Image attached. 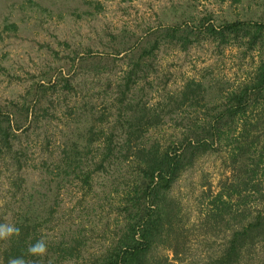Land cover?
<instances>
[{
	"label": "trees",
	"instance_id": "16d2710c",
	"mask_svg": "<svg viewBox=\"0 0 264 264\" xmlns=\"http://www.w3.org/2000/svg\"><path fill=\"white\" fill-rule=\"evenodd\" d=\"M190 14L175 15L174 22L183 24L161 22L158 35L153 30L134 44L128 45L130 38L119 44L112 40L115 49L109 55L123 53L119 73L94 59L89 49L79 57L67 55L66 72L50 78L42 73L17 98L0 101V164L12 196L0 212V223L20 229L19 235L0 239V264L13 257H23L28 264H177L188 248L183 238L186 221L183 206L170 193L200 155L220 151L228 154L230 174L220 179L203 210L199 229L208 237L202 240L207 251L186 264H264V20L216 23L212 14ZM203 42L220 49L234 45L242 59L256 55L253 75L228 91L218 79L190 77L176 92L168 90L159 106H152L149 95L161 88L155 68L161 47L187 50ZM95 98L106 105V113L88 106ZM198 108L205 109L201 116ZM57 110L68 118L64 128L57 125L61 134L46 132L40 138L38 130L53 122ZM176 110L185 113L187 124L176 123L180 130L162 141L152 132ZM51 135L60 138L55 149L50 148ZM39 139L37 157L30 164V141ZM30 167L42 174L37 183L28 184ZM54 170L58 183L76 178L90 193L100 178L103 192L117 196L115 202L100 205V241L91 242L83 222L61 227L57 234L50 228L58 193L46 189V178ZM220 232L223 243L211 241ZM38 239L47 243L43 257L28 253ZM160 250L172 251L173 258Z\"/></svg>",
	"mask_w": 264,
	"mask_h": 264
},
{
	"label": "rangeland",
	"instance_id": "374dc122",
	"mask_svg": "<svg viewBox=\"0 0 264 264\" xmlns=\"http://www.w3.org/2000/svg\"><path fill=\"white\" fill-rule=\"evenodd\" d=\"M181 13H191L195 18L212 14V21L216 23L223 19L263 21L264 0H0V101L17 98L42 73L50 78L55 77L60 70L66 72L70 67V63H67L70 58L65 60V57L75 54L79 57L89 49L94 59L107 62L115 68L113 70L115 74L119 73L121 61L118 59L123 53L119 56L114 55L115 57L109 55V52L115 49L112 47L114 46L112 40L119 44L121 39L130 38L128 44L130 45L149 36L153 30L156 31L155 35H158L161 22L183 24L184 20L174 22L175 15ZM186 21L191 23V19ZM125 30L129 31V34L124 36ZM239 50L234 45L220 49L206 42L188 47L187 50L161 47L155 60V68L160 74L157 81L160 82L161 88L149 95L150 104L154 107L159 106L168 90L176 92L184 80L190 77L203 79L204 82L210 78L217 82L218 79L222 86L226 87V91L241 84L253 75L259 59L256 55L254 57L248 55L242 59ZM113 58L118 66H115ZM154 76L155 74L152 78ZM91 105L95 106L98 113L108 111L100 99L95 98L92 104H88ZM181 111L176 110V113L166 116L167 119L161 129H156L152 133L163 141L164 138H168L169 133L179 131L176 123L182 126L187 124V120L183 119L185 113H180ZM190 111L191 109L186 110V114ZM204 111L205 109L198 108L196 113L201 116ZM55 112L53 122L50 120L48 125H43L38 130L37 133H41L40 138L46 132L61 134L57 125L64 128L63 124L68 118L58 110ZM170 117H174V120L171 121ZM51 136L50 148L55 149L60 145V138L56 135ZM40 143V139L37 143L30 141L28 159L30 164L37 157L35 151ZM57 151H60V148H57ZM227 155L224 151L200 155L194 166L184 173L172 188L171 196L183 206L182 213L186 221L183 238L184 245L188 247L185 254L182 252L179 255L183 260H176L177 264L198 260L201 254L207 251L202 246V240H208V237L202 235L203 230H200L199 226L209 196L217 191L220 179L230 174ZM0 170L3 171L0 178L2 212L7 199H10L9 197L12 199V196L8 192V178L1 164ZM27 172L28 184L37 183L39 175H42L40 170L31 167ZM69 177L68 179H71L74 175ZM46 179V189L58 193L57 212L53 223L50 224V228H54L52 231L57 234L61 227L62 229L67 228L66 225L75 227L79 222H83L82 229L85 234L92 235L91 242L100 241L103 233L101 226L104 224L99 215L100 205L106 201L115 202L117 196H113L114 194L109 196L108 192L107 194L103 192L100 178L95 179L90 193L88 187L84 188L87 192L80 188L77 184L79 180L76 178L58 183L55 170ZM18 199L19 196L13 200ZM83 213H90L92 216L86 219ZM108 222L111 224L110 228H113L112 220ZM211 241L216 244L223 243V233L220 232V236L217 237L213 236ZM94 246L90 247L93 253ZM160 251L167 254L170 259L173 258L172 251ZM61 264L73 263L68 260Z\"/></svg>",
	"mask_w": 264,
	"mask_h": 264
},
{
	"label": "clouds",
	"instance_id": "9594fccd",
	"mask_svg": "<svg viewBox=\"0 0 264 264\" xmlns=\"http://www.w3.org/2000/svg\"><path fill=\"white\" fill-rule=\"evenodd\" d=\"M20 229L14 224L0 223V239L19 235ZM28 253L33 257H43L47 253V243L44 239H38L28 247ZM8 264H28L23 257H13Z\"/></svg>",
	"mask_w": 264,
	"mask_h": 264
}]
</instances>
